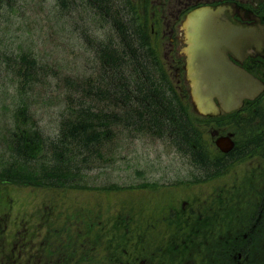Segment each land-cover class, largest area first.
<instances>
[{
  "label": "rangeland",
  "instance_id": "obj_1",
  "mask_svg": "<svg viewBox=\"0 0 264 264\" xmlns=\"http://www.w3.org/2000/svg\"><path fill=\"white\" fill-rule=\"evenodd\" d=\"M121 4L122 0H117L116 7L113 6L114 12L109 8L107 12V7L103 11H97L92 0L61 2L60 0H0V178H9L6 185L0 186V264H95L90 258L92 262H83L79 259L75 260L76 262L72 261V258L78 254L82 258L86 257L83 251L78 253L79 248L82 247L78 243L81 235H73L70 238L64 234L58 223L53 224L50 222L53 220L49 216L46 217L47 206L38 212L44 204L51 202L50 196L54 198L58 192H68V196L64 195L67 198L65 204L62 197L55 199V203L60 204L58 205L60 209L55 213L57 217L54 216V221L59 219L57 222H60V219L63 220L69 213L78 214V217L74 215L76 222L70 218L68 224L74 223L75 226L82 227L86 222H89V226L92 222L100 232H104L106 227L100 219L114 221L117 216L111 207L117 205L119 208L120 203L123 204L128 195L129 202H133L136 206L141 204L143 209L151 202L150 198L155 196L159 206L156 212L162 206L171 203V210L177 213L169 216L172 223L165 228L149 227L147 220L144 219L137 222V226L133 228L140 231L149 227L146 232H142L140 240L132 239L134 231L130 226L129 237L125 228L118 234L121 235L118 240L122 246L130 248L132 244L130 249L135 250L138 246L143 250L141 255L129 256L130 260L135 261L133 264H220L219 256H213V251L223 247V244L215 246L222 241L218 233L220 230L216 227L229 224L230 221L224 214L227 212L232 217L236 216L237 207L240 206L241 209L244 206V199H251L249 195L251 193L247 196L239 194L244 190L242 186L244 183L238 177L239 173L253 175L254 166L240 165L238 159L232 157L231 162L236 160V164L232 165L231 175L223 176V162L215 165L207 159L199 158L195 164V156L191 153L193 143L178 142L174 140L178 139L177 137L162 139L152 135L154 126L143 125L136 119H134L136 123L130 122L129 126L133 127L132 130L124 126L123 132L116 136L114 142L105 145L102 149V158L95 157L79 173L69 177L71 179L68 185L75 188L66 190L58 188L54 194L50 188L34 184V173H39L37 163L44 161L50 165V161L47 162L46 157L41 153L46 152L44 150L49 145L48 139L56 137L58 124L65 117L64 109L69 107L68 100L64 103L61 100L60 85L68 74L74 77L75 74H80L82 76L80 78L84 79L86 75L93 76L98 71L99 63L94 58L95 44L107 46V50L110 45L119 49V34L111 23L113 18L125 21L123 16L125 9L123 8L124 12H122ZM98 12L104 15L100 13L103 15L100 16ZM86 35L92 40L87 41ZM175 72L171 70L172 81L169 83L178 93L180 90L178 79L174 76ZM151 79L156 81L157 85L162 84L166 87V92H169V86L163 84V81L154 76ZM185 84L184 88L189 87V84ZM35 88L37 89L34 91ZM37 90L38 95L35 97L34 93ZM23 93H26L24 99L35 123L31 122V117L26 120L27 122L24 121L27 118L26 114H20L19 123H16L15 112L20 105L19 97ZM83 98L84 106L96 105L103 111L115 110L110 104L107 106L103 104L109 98L99 103L88 97ZM120 112L124 113L123 110ZM127 113L129 114L130 111L127 110ZM71 114L72 110L68 115ZM35 125L43 131L44 136V140L37 137L36 151L32 150L34 144L30 141L21 142L26 152H33L29 155L34 156L36 153L35 155L41 156L37 162L32 161L31 156L29 159L25 157L26 163L23 164L13 158L15 139L25 138L27 131L34 133ZM134 128L140 130L136 131ZM233 128L237 129V125ZM196 145L199 144L196 142ZM202 150L205 152L203 147ZM205 153L209 154V151ZM10 165L13 166L11 169ZM14 171L23 175L26 185L11 181L16 177ZM216 171L219 172L215 173ZM263 176L261 174L251 179L260 183ZM127 185L138 191L127 194L123 193L124 190H116L118 186ZM223 190H228L230 196L205 198L196 196V191L203 193ZM193 191L195 194H192ZM147 194L151 196L149 199L146 198ZM137 199L140 203L138 205ZM209 199L211 200L206 204L207 206L200 205L199 202H207ZM69 203H72L70 207L65 206ZM74 203L81 205L80 208L74 209ZM191 207L190 218L188 214L186 215L191 224L185 229L187 232L180 233L179 224L183 221V213ZM178 211L182 212L179 217ZM202 221H206L207 224H197ZM47 223L52 228H58L59 232L52 230L54 236L47 235ZM45 228L47 230L43 231ZM15 229L28 235L27 241H14ZM112 229L114 227L111 224L109 230ZM170 231H174L176 236L168 238ZM106 234L104 232L99 235V243H106V240H102ZM66 241L69 243L66 244ZM70 241L73 243L71 244ZM74 245L78 246L76 252L71 250ZM169 251L170 255H168ZM131 253L134 254L135 251ZM227 254H231V251ZM192 258L198 260L194 261Z\"/></svg>",
  "mask_w": 264,
  "mask_h": 264
},
{
  "label": "trees",
  "instance_id": "obj_2",
  "mask_svg": "<svg viewBox=\"0 0 264 264\" xmlns=\"http://www.w3.org/2000/svg\"><path fill=\"white\" fill-rule=\"evenodd\" d=\"M92 2L101 11L107 7V12H109V9L114 12L113 6L116 7L117 4V0H92ZM121 5H123L121 8L122 12L125 9L123 14L125 21L120 19L122 22L120 23V20L113 18L111 23L119 34L118 50L120 52L115 46L110 45L111 49L107 50V46L104 47V45L99 44L97 55L100 62V79L98 83H88L80 88L75 86L69 77L63 79L64 85L68 87L65 91L66 99L70 107L74 105V108L72 109V114L67 115L61 121L57 138L44 150L46 152L42 153L46 157V161H50V165L46 162L44 163V161L38 163L37 169L39 173H34L33 176L35 185L50 188L54 194V191L58 188H64L65 190L75 188V186L68 185V181L71 179L69 177L79 173L95 157L102 158V149L105 148L106 144L110 145L114 142L116 136L123 132L122 128L124 126L128 130L133 129V127L129 126L130 122L136 123V121H140L143 125L151 124L154 126L153 134L168 136V138L177 137L178 139L174 140L181 141V143L194 144L200 140V132L197 130L195 122L191 120L192 117L187 114L188 104L185 101L178 100L176 93L170 86L166 71L159 64L156 55L146 42L145 28L135 14L134 8L130 5L128 7L126 0H122ZM22 76H24V73ZM152 76L161 79L163 84L165 83L166 86H169V92H166V87H163L162 84L159 85L158 83L157 85V82L151 79ZM75 89L78 92L82 91V93H79L82 97L79 96V99H76ZM94 89L96 90L94 91ZM85 94L94 96L89 97ZM83 97H88L96 103L109 98L103 104L105 106L110 104L115 110L103 111L96 105L84 106L82 104L84 102ZM77 102L81 103L77 104ZM24 109V106H20L16 110L17 124L19 123L20 114H25ZM121 110L124 113H121ZM127 110L130 111L129 114ZM140 111L145 114L138 113ZM131 118L133 119L131 120ZM134 129L136 131L140 130L138 128ZM25 135V138L19 137V139H15V153L13 155L15 156L13 158L23 164L26 163L24 155L27 153V156H31L29 154L33 152H26L21 141L33 143L34 147L32 150L35 152L38 146L35 141L37 137H41L35 130L34 133L27 131ZM193 151L195 152L193 155L196 158L198 156L200 159H206L201 151L196 150V148H193ZM10 166L11 169L13 166ZM14 174H16V177H13L11 181L22 185L27 184L21 173L14 171ZM7 178L2 177L1 181L4 182V180H8ZM62 193L66 194L67 192ZM52 206V203H48V208H52ZM73 206L74 209H78L81 205L74 203ZM116 216L114 221L100 219L106 225L104 232L107 233V237H105L109 238L102 245H96L94 242V240L99 239L95 235L96 231L89 232L90 235L87 233L92 227H95L92 222H90V226L89 222L82 226L86 233L80 236L81 244L88 257L95 264H119V260H116V257L127 253L124 247L121 245L118 247L115 241L118 239V234L124 231L126 223L131 221V218L130 216L126 218L124 213H120V211ZM73 222H76V218ZM111 224L114 229L109 230ZM79 228V226L63 227L62 231L71 238L74 229ZM111 234L114 235V238H112ZM98 235L102 234L98 233ZM111 239L114 240L113 244ZM90 262L92 261L90 260Z\"/></svg>",
  "mask_w": 264,
  "mask_h": 264
},
{
  "label": "flooded vegetation",
  "instance_id": "obj_3",
  "mask_svg": "<svg viewBox=\"0 0 264 264\" xmlns=\"http://www.w3.org/2000/svg\"><path fill=\"white\" fill-rule=\"evenodd\" d=\"M141 7H144L143 13L147 14L151 22V32L155 35L175 37L182 41V37L172 34V28H169L173 22L179 18L180 13L200 5H232L234 6L233 17L245 23H253L256 20L264 24V0H139ZM181 35L182 31L179 30ZM172 38V37H171ZM174 44V49L179 47ZM181 50V48H180ZM183 53V52H182ZM246 54H239L236 58L229 53L230 59L239 64L241 67L256 76L259 81L264 84V48L251 47L245 51ZM183 53V60L185 59ZM230 122L237 123V131L232 132L231 129L223 126L221 129L212 130L217 137L222 134H233L235 140V148L226 153L220 152L223 165L228 161L231 153H237L243 161L249 165H264V90L252 100H244L241 108L235 112V116ZM230 128H233L230 125ZM222 130H224L222 132ZM216 148V147H215ZM222 165V166H223ZM227 171V170H226ZM227 175V174H226ZM192 194H195L193 191ZM214 195L213 191H196V196L208 197ZM257 194V193H253ZM244 214L235 220L236 230L234 234L229 235L226 243L233 242L234 264H247L250 259L253 263L262 264L264 260V195L261 204L258 201L250 202L246 206ZM191 209H187L184 214L186 221H182L183 225L189 228ZM169 215L177 213L171 208L167 211ZM182 213L178 211V214ZM189 215L187 218L186 215ZM158 224V222H157ZM197 224H207L206 221ZM262 259V260H261Z\"/></svg>",
  "mask_w": 264,
  "mask_h": 264
},
{
  "label": "water",
  "instance_id": "obj_4",
  "mask_svg": "<svg viewBox=\"0 0 264 264\" xmlns=\"http://www.w3.org/2000/svg\"><path fill=\"white\" fill-rule=\"evenodd\" d=\"M224 13L220 7L204 6L190 13L184 23L189 44L187 78L192 84L194 105L200 113L218 111L214 98L227 111L236 108L243 97H251L259 90V81L231 62L227 52L245 44L261 45L264 31L255 26H241L223 16ZM222 139L229 148L231 141Z\"/></svg>",
  "mask_w": 264,
  "mask_h": 264
}]
</instances>
